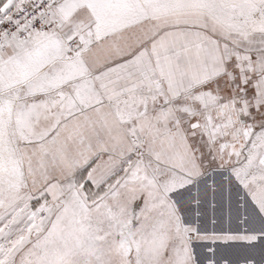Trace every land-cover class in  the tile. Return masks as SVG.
Here are the masks:
<instances>
[{"label": "snow or ice", "instance_id": "6c2138e0", "mask_svg": "<svg viewBox=\"0 0 264 264\" xmlns=\"http://www.w3.org/2000/svg\"><path fill=\"white\" fill-rule=\"evenodd\" d=\"M0 264H264V0H0Z\"/></svg>", "mask_w": 264, "mask_h": 264}]
</instances>
